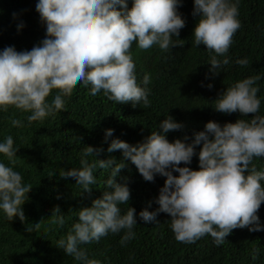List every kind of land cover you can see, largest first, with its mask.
<instances>
[{
    "label": "clouds",
    "instance_id": "clouds-1",
    "mask_svg": "<svg viewBox=\"0 0 264 264\" xmlns=\"http://www.w3.org/2000/svg\"><path fill=\"white\" fill-rule=\"evenodd\" d=\"M180 3L181 0H131L129 7V0H37L35 9L45 25V36L39 45L25 51H17L14 46L0 50V112L14 108L29 113V123L43 120L64 109L63 97L71 94L77 83L91 96L102 93L115 103L130 101L134 107H147L151 77L146 73L143 86L137 84L129 49L133 42L137 49L155 46L162 52L183 46L185 41L177 38L185 23L177 11ZM239 3L240 0H193L192 14L199 15V20L192 32V47L203 45L208 51L214 75L230 63L227 53L240 28ZM234 63L246 67L248 59L236 58ZM260 79L257 74L236 80L214 100L216 111H238L242 117L254 114L250 119L223 125L210 120L203 130L193 134L190 143L185 142L187 135L171 142L166 138L169 131L183 127L168 115L159 123V130L151 131L142 142L133 145L113 138L107 151L121 150L120 162L111 158L90 162L88 158L97 157L101 149L84 147L80 167L59 171V175L74 178L75 184L88 192L97 182L94 170L110 169L105 190L90 206L79 209L77 219L56 246L79 264H100L90 259L81 245L123 231L119 241L123 246L135 237L137 215L143 223L154 224L161 212L170 216L174 239L184 244L208 235L219 246L233 229L262 230L257 210L264 202V168L258 170L252 163L254 158L264 157V115L259 114L261 100L257 96ZM53 90L56 92L49 101ZM11 125L23 126L18 119H12ZM112 132L111 128L105 130V140ZM196 145H202L198 154ZM16 152L12 135L4 136L0 156L7 164L0 160V212L9 221L15 217L24 221L22 205L32 186L23 182L13 167ZM194 154L198 155V169L187 166ZM125 160L134 164L146 181H153L156 175L165 177L155 197L156 209L149 211V201L138 214L133 207L122 212L120 205L129 201L130 189L126 177L123 183L114 178ZM60 213L59 207L54 208L50 223L63 227L65 218ZM259 253L253 247L251 260H257Z\"/></svg>",
    "mask_w": 264,
    "mask_h": 264
},
{
    "label": "trees",
    "instance_id": "trees-1",
    "mask_svg": "<svg viewBox=\"0 0 264 264\" xmlns=\"http://www.w3.org/2000/svg\"><path fill=\"white\" fill-rule=\"evenodd\" d=\"M36 3L37 0H0V50L14 46L17 51H25L39 45L45 36V25L35 9ZM192 10L193 0H181L177 8L185 21L177 37L185 41L183 46L162 52L155 46L137 49L133 42L129 49L137 84L143 86L146 73L151 77L147 85L150 89L147 107L142 104L134 107L130 101L115 103L102 93L91 96L88 89L77 83L71 94L63 97L64 109L43 120L29 123L26 120L29 113L14 108L0 112V140L12 135L17 148L13 167L21 174L23 182L32 186L22 205L24 221L18 217L9 221L0 212V264H79L58 248L56 241L66 235L79 209L90 206L93 199L102 195L110 172V169L96 168L93 174L97 182L88 192L82 191L74 178H61L59 171L80 167V152L84 147L101 149L97 157L88 158L90 162L109 158L120 162L121 150L107 151L113 138L133 145L142 142L151 131L159 130V123L168 115L183 127L169 131L166 138L171 142L187 135L186 143L210 120L223 125L240 118L250 119L254 114L242 117L238 111L222 113L216 111L213 104L230 83L257 74L261 76L257 82V96L261 100L259 114L264 115V0H240V28L233 35L227 53L230 63L215 75L210 71L209 53L204 46L192 47V32L199 20V15L194 16ZM21 23L23 27L18 29ZM245 57L248 59L246 67L234 63L236 58ZM55 92L53 90L47 98L49 101ZM12 119L22 121L23 126H12ZM108 128L113 132L105 140ZM201 146H195L197 154ZM0 160L7 164L4 157L0 156ZM252 163L260 170L264 168V157L254 158ZM187 166L198 169V155L194 154ZM125 177L130 198L127 204L120 205L122 212L133 207L138 214L148 207L149 201H152L149 211L158 207L155 197L165 177L156 175L153 181H146L127 160L114 179L123 183ZM56 207L65 218L63 227L50 223ZM257 215L262 230L233 229L219 246L214 245L208 235L191 244L177 242L169 227L170 216L161 212L154 224L143 223L137 215L133 228L135 237L123 246L119 243L121 231L81 247L90 259L100 264H264V202ZM253 247L260 250L255 261L249 255Z\"/></svg>",
    "mask_w": 264,
    "mask_h": 264
}]
</instances>
